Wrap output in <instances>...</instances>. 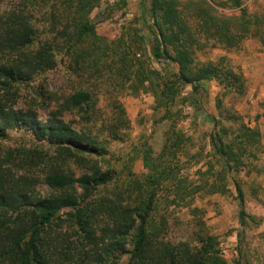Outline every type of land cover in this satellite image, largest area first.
<instances>
[{
	"label": "trees",
	"instance_id": "16d2710c",
	"mask_svg": "<svg viewBox=\"0 0 264 264\" xmlns=\"http://www.w3.org/2000/svg\"><path fill=\"white\" fill-rule=\"evenodd\" d=\"M40 1L0 6V142L21 132L42 145L0 148V264H119L125 255L127 264H229L195 202L228 196L232 185L241 222L249 218L235 175L263 153L262 134L235 111L223 120L206 112L207 83L237 97L247 85L226 57L206 63L196 57L211 42L234 50L256 39L264 48V14L249 15L241 0H230L240 12L230 17L205 1L142 0L140 27L109 41L89 17L103 0H49L46 7ZM115 1L127 7V0ZM40 8L47 9L36 16ZM61 54L84 85L68 94L42 87L25 100L23 91ZM103 85L110 115L97 108ZM143 93L155 97L154 124L169 127L160 151L142 145L145 180L120 182L100 161L130 129L121 97ZM185 108L194 121L212 123L208 151L192 153L194 140L180 127ZM176 209H190L199 220L190 237L173 241Z\"/></svg>",
	"mask_w": 264,
	"mask_h": 264
},
{
	"label": "rangeland",
	"instance_id": "374dc122",
	"mask_svg": "<svg viewBox=\"0 0 264 264\" xmlns=\"http://www.w3.org/2000/svg\"><path fill=\"white\" fill-rule=\"evenodd\" d=\"M20 0H0L2 10H10ZM49 0H41L45 4ZM207 2L216 13L225 17L239 15V10L231 7L230 0H183ZM116 2V1H115ZM111 0H103L99 7L95 8L89 15L92 24L99 36L109 41L132 32V28H138L137 18L142 10V0H127V7L115 5ZM242 6L247 7L248 14H264V0H241ZM113 6V7H112ZM47 8H40L35 13L41 16ZM48 25L41 23V26ZM149 37L148 34H146ZM142 54V52L140 53ZM226 57L235 71L241 73L247 85V92L243 97L234 94L223 95V89L216 81L207 83L208 94L204 100L206 112L216 116L218 119L226 118L232 112H237L243 122L250 127L258 129L262 134V149L258 160H251L241 172L235 175L242 186L245 196V211L248 214L244 222L240 219V208L236 200L237 192L231 185L232 193L228 196L214 195L204 199L197 198L195 206L203 208L205 214L203 221L206 231L217 238L219 249L229 264H264V48L256 39H247L238 49H225L220 45L211 42L210 46L197 53V63L217 61ZM155 68H158L156 65ZM84 85L70 67V60L63 58L62 54L57 57V64L51 71L39 76L33 87L23 91V98L29 99L36 89L45 87L60 94H68L74 88ZM109 86H102L96 91L98 94L97 108L103 112L112 114L110 98L107 93ZM221 99L220 107L217 106L218 99ZM23 99V100H24ZM121 103L126 109L130 120V129L122 141L111 142L110 156L100 161L104 170H112L118 173L120 182L139 180L143 182L148 175L143 162L144 143H148L154 151L161 149L164 140V132L168 129L169 123L155 125L157 117L154 112L155 97L151 93H143L138 97L123 96ZM45 118L46 112H40ZM188 118L181 122L180 127L194 140L195 148L192 153L202 147L205 151L209 147V134L213 130L212 123L202 117L194 121L193 110L185 108ZM232 124L226 123L229 127ZM234 126V125H232ZM31 134L12 132L10 137L0 142V148L18 147H39ZM196 167L190 170V175L195 177ZM115 186L102 190L101 195H108ZM42 195L48 193L44 184L39 187ZM111 195V194H110ZM190 209L171 212V231L169 238L173 241L187 239L196 230L195 222L197 217L190 215ZM129 256L122 257L119 264H127Z\"/></svg>",
	"mask_w": 264,
	"mask_h": 264
},
{
	"label": "built area",
	"instance_id": "2783aa9c",
	"mask_svg": "<svg viewBox=\"0 0 264 264\" xmlns=\"http://www.w3.org/2000/svg\"><path fill=\"white\" fill-rule=\"evenodd\" d=\"M112 2H115V0H111Z\"/></svg>",
	"mask_w": 264,
	"mask_h": 264
}]
</instances>
